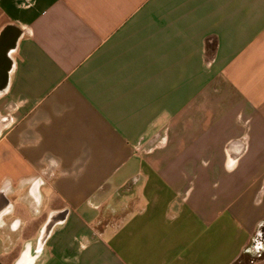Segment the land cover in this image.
<instances>
[{"label": "crops", "instance_id": "crops-1", "mask_svg": "<svg viewBox=\"0 0 264 264\" xmlns=\"http://www.w3.org/2000/svg\"><path fill=\"white\" fill-rule=\"evenodd\" d=\"M263 221L264 0H0V264H264Z\"/></svg>", "mask_w": 264, "mask_h": 264}, {"label": "rangeland", "instance_id": "rangeland-1", "mask_svg": "<svg viewBox=\"0 0 264 264\" xmlns=\"http://www.w3.org/2000/svg\"><path fill=\"white\" fill-rule=\"evenodd\" d=\"M261 232V231H260ZM260 232L256 234V236L253 238L249 248L248 252L246 253V257L250 256L253 259H256L257 256L261 255L263 256L264 253V238L260 237Z\"/></svg>", "mask_w": 264, "mask_h": 264}, {"label": "water", "instance_id": "water-1", "mask_svg": "<svg viewBox=\"0 0 264 264\" xmlns=\"http://www.w3.org/2000/svg\"><path fill=\"white\" fill-rule=\"evenodd\" d=\"M50 229H51V224L48 223V224L45 226V228H44V230H43V232H42L41 238H40V240H39V245H40V246L43 245V243H44L46 237L48 236V234H49V232H50ZM39 249H40V248H39ZM24 257H25V256H24ZM23 259H24V258H23ZM23 259H22V260H23Z\"/></svg>", "mask_w": 264, "mask_h": 264}, {"label": "trees", "instance_id": "trees-1", "mask_svg": "<svg viewBox=\"0 0 264 264\" xmlns=\"http://www.w3.org/2000/svg\"><path fill=\"white\" fill-rule=\"evenodd\" d=\"M262 231L264 233V221L261 223L258 233Z\"/></svg>", "mask_w": 264, "mask_h": 264}, {"label": "flooded vegetation", "instance_id": "flooded-vegetation-1", "mask_svg": "<svg viewBox=\"0 0 264 264\" xmlns=\"http://www.w3.org/2000/svg\"><path fill=\"white\" fill-rule=\"evenodd\" d=\"M260 237L264 238V233L262 231L260 232Z\"/></svg>", "mask_w": 264, "mask_h": 264}]
</instances>
